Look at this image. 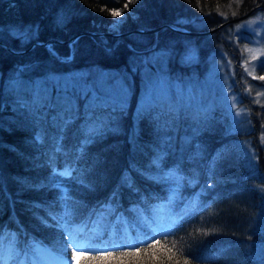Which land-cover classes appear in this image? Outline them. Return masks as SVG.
<instances>
[{
    "label": "trees",
    "instance_id": "1",
    "mask_svg": "<svg viewBox=\"0 0 264 264\" xmlns=\"http://www.w3.org/2000/svg\"><path fill=\"white\" fill-rule=\"evenodd\" d=\"M112 10L120 11L121 19ZM256 11L264 12V0H0V250L32 252L36 243L71 259L64 243L73 237L72 226L92 221L75 239L85 245L99 240L90 245L116 248L119 259L82 253L80 264H264V103L251 102L239 90L246 83L252 90L263 86L264 72L255 75L241 64V45L250 43L254 31L233 29ZM178 18L183 23L177 24ZM114 22L118 31L111 29ZM107 29L123 34H103ZM21 30H30L27 40L16 36ZM78 32L83 33L71 42L54 40L53 49L34 43L66 40ZM5 43L23 51L12 52ZM261 43L264 51V28ZM189 47L196 50L193 62L180 59ZM153 48L163 53L174 76L202 77L211 55L224 53L249 127L228 131L220 110L187 103L182 96L164 145L158 124L164 109L175 104L160 98L137 110L139 75L151 65ZM80 69L87 71V80L95 73V80L103 82L107 71L115 72L107 78L121 74L128 80L131 91L124 104L87 107L90 115L119 117L118 131L93 139L79 135L88 115L84 96L64 78ZM184 125L196 127V133ZM198 141L206 150L194 160L189 157ZM164 146L178 158L181 177L175 184L165 180L159 165H167L170 157ZM64 166L73 169L72 176H54ZM61 179L67 200L61 196ZM114 192L119 193L115 200ZM166 210L168 225H156ZM140 215L149 218L147 225H140ZM123 218L130 232L119 231ZM155 231L174 234L158 235L138 249L121 247ZM123 236L126 241L118 240Z\"/></svg>",
    "mask_w": 264,
    "mask_h": 264
},
{
    "label": "rangeland",
    "instance_id": "2",
    "mask_svg": "<svg viewBox=\"0 0 264 264\" xmlns=\"http://www.w3.org/2000/svg\"><path fill=\"white\" fill-rule=\"evenodd\" d=\"M121 17V15L116 16V19L119 20ZM242 28L252 29L254 31V36L250 43L241 45L244 53L243 59H241L240 56L241 64H244V68L247 72L262 74L264 72V51L261 38L263 36L264 28V12L261 13V11H256L255 13L248 14L235 22L233 25V29L236 31ZM111 29L113 31L119 30L117 22L112 23ZM50 44L52 45V43ZM16 51L22 52L23 50ZM239 54H241V47L239 48ZM211 56L212 58L206 69L207 71L206 73L204 72L205 74L202 77L174 76L167 72V60L166 57L163 56L162 52L160 55V53H158V49L153 48V51L149 53L148 61L151 62V65L147 67L146 70L141 71V75H139L142 80V88L139 93L137 110L141 113L152 101L160 98L168 99L175 104L169 110L164 109V120L158 124V130L160 132L159 135L161 136V139H163L164 145L168 143V139L170 138V133L167 132L171 129L169 123L177 118L176 111L179 107L177 106L179 103L178 99L182 98V96L187 99H184L187 103H194L200 107L210 108L212 109V112L214 110H220L224 114L223 120L225 121V127L228 131L246 130L247 127H249L246 120V110L244 104L241 99H239V93H236L231 86L230 76L232 74L233 67L230 65L224 53L218 52L216 54H212ZM180 59L187 62H193L196 59V50L193 49V47L186 48L183 54H181ZM257 67L259 68L258 71L256 70ZM86 72V70L82 69L72 70L64 79L65 82H69L67 85L74 89L73 91L76 95L81 92V95L84 96V113H88V115H86L85 121L79 127L78 133L82 139H93L95 137H103L109 133L118 131L120 128V118L118 117L110 120L109 118L103 119L105 117L100 114L90 115L92 113L89 114L87 107L100 102H108L113 105L124 104L130 95L131 86L128 83V80L121 77V74H114L107 78L109 73L115 72L107 71L108 75L103 82L95 80V73L92 75L90 80H87L86 78L84 79V73ZM55 77H57V74H55ZM239 90L242 93L248 94L249 97L251 96L249 99L251 102L258 104L264 103V85L260 87L259 85L257 87H253L252 90L248 83H246V85ZM249 91H253V93H250ZM75 104L77 105V103ZM205 120L206 118L203 119V121ZM58 126L59 124L54 126L55 132L59 130ZM183 127L184 130L190 129L196 133L194 129H196V127H201V124L195 128H190L189 125H184ZM65 128V124L61 126V129ZM203 145L204 144H201L200 141L195 142V147L193 148L191 154L192 156L189 158L200 160L206 150ZM164 151L168 153L170 157L167 160V165L162 163L159 165H162L160 168L163 169L165 180L170 184H175L181 177L180 169L177 165L178 158L177 155H173L172 152H169L166 149V146L163 148V152ZM157 161L161 162L159 160ZM65 169V166L61 168V170ZM77 179L80 182H86L82 176H79ZM218 183L219 181L215 183L212 182L210 183V186H216ZM164 215L165 218L158 220L156 225H168L171 216L170 211L166 210ZM140 216V225H147L149 218L146 219L143 215ZM97 217L99 216L97 215ZM123 219L124 222L120 225H124V227H118L119 231L122 233L130 232L131 228L127 225L131 224L128 220H126L128 218ZM91 224L92 221H80V223L78 221L72 226L73 237L71 239L78 241V239L75 238L79 237L83 232V234H85V232L92 227ZM95 225H98V223ZM118 240L126 241V236H123ZM98 242L99 240H91L89 245L91 243L95 244ZM81 244H84V242ZM69 249L70 252H72L70 247ZM11 253L12 252H9V250L5 252L0 250V264H14L15 260H17L15 258H17L19 254L16 257H13ZM33 254L41 261L42 264H66V257L59 256L40 244L35 243V245H33ZM18 259H22V257L20 256Z\"/></svg>",
    "mask_w": 264,
    "mask_h": 264
},
{
    "label": "snow or ice",
    "instance_id": "3",
    "mask_svg": "<svg viewBox=\"0 0 264 264\" xmlns=\"http://www.w3.org/2000/svg\"><path fill=\"white\" fill-rule=\"evenodd\" d=\"M125 8L128 7L127 4H125L124 6ZM110 14L113 16V17H116V16H120L122 13L120 11H116V10H112L110 12ZM60 23H63V18H60L59 21ZM177 24H180V23H183V21H181L179 18L177 19L176 21ZM177 30H181L179 28H177ZM30 35V30L29 32H24V31H19L16 33V36L20 39V40H27L28 37ZM260 80H264V76H260L259 77ZM37 140L40 139L39 136L36 137ZM72 172H73V169L71 167L69 168H66L64 172L62 173H55L54 172V176L55 175H59L60 177H71L72 176ZM60 183V192H61V196L63 199L67 200L68 199V193L67 191L64 189V186H63V179H61V181L59 182ZM126 184H128L127 180L125 181ZM129 187H131V185L129 184L128 185ZM119 195L118 192H114L113 193V200L116 199V197ZM70 215V214H69ZM46 223V221H43ZM86 227V226H85ZM174 233L171 232V231H155L153 233H150L148 238L146 239H143L141 241H139L138 243L136 244H133V245H121V247H134V248H139L140 244H148L149 243V240H155V237L156 236H164V237H167L169 235H173ZM69 236H71V234L69 233ZM158 243V241H157ZM71 248L72 249V255H71V259H67L66 258V264H80V256L82 253H92V252H96V253H104L105 254V258L107 257H114L115 259H119V257H115L114 256V253L118 250L116 248H113V249H108V248H96V247H93L91 245H85V244H81L79 241H76L74 239H68L65 241L64 243V248H65V252L67 251L68 248ZM121 256H124V255H128V253H120ZM95 259V257H93ZM121 264H123V262L121 261ZM185 264H188V261L185 260Z\"/></svg>",
    "mask_w": 264,
    "mask_h": 264
},
{
    "label": "water",
    "instance_id": "4",
    "mask_svg": "<svg viewBox=\"0 0 264 264\" xmlns=\"http://www.w3.org/2000/svg\"><path fill=\"white\" fill-rule=\"evenodd\" d=\"M244 16V15H243ZM160 26H157V27H155V28H151V29H143V30H141V31H153V30H155V29H157V28H159ZM173 29H177V28H175V27H173V26H171ZM189 32H194V31H189ZM103 34H111V35H118V34H123L122 32H111V31H105V32H102ZM77 37V34H73L72 36H70L68 39H66V40H58V39H54V38H51V39H48L47 41H41V40H38V41H35L34 43H37V44H42V45H46V46H48V48L49 49H51L52 47H51V45H50V43L52 42V41H59V42H68V41H72L73 39H75ZM5 46H6V48H8V49H10L9 47H8V45H6L5 44ZM29 48V47H28ZM12 52H17L15 49L13 50V49H10Z\"/></svg>",
    "mask_w": 264,
    "mask_h": 264
},
{
    "label": "bare ground",
    "instance_id": "5",
    "mask_svg": "<svg viewBox=\"0 0 264 264\" xmlns=\"http://www.w3.org/2000/svg\"><path fill=\"white\" fill-rule=\"evenodd\" d=\"M81 33H83V32H78V33H75V34H77V36H79ZM74 40V39H73ZM53 42V41H52ZM51 42V43H52ZM0 43H4V42H2L1 40H0ZM6 45H8V47L10 48V49H13V48H11V46H9V44H7V43H5ZM51 45V44H50ZM32 46V45H31ZM31 46H29V48L31 47ZM51 49H53V46L51 45ZM14 50V49H13ZM186 121H188V120H186ZM185 124V123H184ZM159 127V126H158ZM179 127V126H178ZM184 128V127H183ZM174 129V128H173ZM187 129V128H186ZM178 130V129H177ZM174 131V130H173ZM175 135V134H174ZM14 214V213H13ZM18 214V213H17ZM17 218V217H16ZM22 221V220H21Z\"/></svg>",
    "mask_w": 264,
    "mask_h": 264
}]
</instances>
